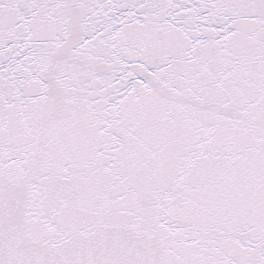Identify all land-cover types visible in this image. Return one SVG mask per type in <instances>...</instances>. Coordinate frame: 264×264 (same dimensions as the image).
<instances>
[{"label":"snow or ice","instance_id":"6c2138e0","mask_svg":"<svg viewBox=\"0 0 264 264\" xmlns=\"http://www.w3.org/2000/svg\"><path fill=\"white\" fill-rule=\"evenodd\" d=\"M0 264H264V0H0Z\"/></svg>","mask_w":264,"mask_h":264}]
</instances>
